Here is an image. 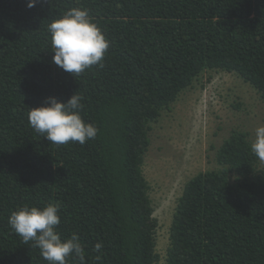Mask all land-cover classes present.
<instances>
[{
  "label": "trees",
  "instance_id": "obj_1",
  "mask_svg": "<svg viewBox=\"0 0 264 264\" xmlns=\"http://www.w3.org/2000/svg\"><path fill=\"white\" fill-rule=\"evenodd\" d=\"M211 69L264 100V0H0V264H157L152 123ZM261 155L230 132L164 264H264Z\"/></svg>",
  "mask_w": 264,
  "mask_h": 264
},
{
  "label": "rangeland",
  "instance_id": "obj_2",
  "mask_svg": "<svg viewBox=\"0 0 264 264\" xmlns=\"http://www.w3.org/2000/svg\"><path fill=\"white\" fill-rule=\"evenodd\" d=\"M233 129L247 131L264 166V100L236 73L206 70L152 123L144 174L158 220L157 251L164 264L169 228L186 182L215 169L217 148Z\"/></svg>",
  "mask_w": 264,
  "mask_h": 264
}]
</instances>
